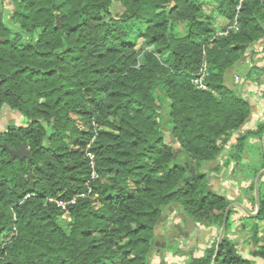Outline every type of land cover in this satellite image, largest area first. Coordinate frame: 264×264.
Instances as JSON below:
<instances>
[{
  "label": "trees",
  "instance_id": "trees-1",
  "mask_svg": "<svg viewBox=\"0 0 264 264\" xmlns=\"http://www.w3.org/2000/svg\"><path fill=\"white\" fill-rule=\"evenodd\" d=\"M211 1L220 30L206 0H0V110L25 119L0 133V264H153L157 229L179 207L222 226L231 200L207 172L172 164L173 145L197 167L227 166L248 136L262 139L264 121L238 133L249 105L227 75L264 37V2ZM113 2L118 17L107 15ZM202 65L205 89L194 82ZM234 135L236 153L220 160ZM23 140L30 159L11 152ZM258 194L264 222V173ZM216 245L187 264H212ZM214 264L253 260L224 236Z\"/></svg>",
  "mask_w": 264,
  "mask_h": 264
},
{
  "label": "rangeland",
  "instance_id": "rangeland-1",
  "mask_svg": "<svg viewBox=\"0 0 264 264\" xmlns=\"http://www.w3.org/2000/svg\"><path fill=\"white\" fill-rule=\"evenodd\" d=\"M212 7L213 2L210 0L207 1V4H204L203 10L209 15ZM123 11L124 8L120 3L113 2L107 15L118 17ZM213 19H216L213 24L220 30L225 24V20L221 17H214ZM175 31L180 35L183 30L181 26H176ZM252 59L253 65L251 64ZM263 65L264 37L251 44L243 58L228 70L227 86L238 92L249 105V119L238 132L241 135L246 133L247 130L255 131L258 125L264 121V74H260L258 69ZM157 103L159 104L158 114L161 117V127L168 130L170 126L166 115V105L160 102ZM24 121L25 119L19 112L4 106L0 110V133L10 126L24 124ZM235 138L236 135L232 136L230 141L225 144L220 160L227 158V153L235 150L233 146V148H228L230 144L233 143L234 145L236 143ZM65 143L71 147L70 140L66 139ZM261 143V136L250 135L244 141L242 146L244 149L238 162L234 160L226 166L223 161H214L202 163L199 167L196 166L197 161L191 155H188L178 145H173L174 157L172 164H183L189 174L195 171L198 174L203 171L207 172V185L209 188L231 200L229 204V206H232L230 209L232 214L229 217L231 225L228 230L225 227L223 237L227 236L240 254L253 260V264H264V259L252 257L255 251H264V222L254 219L256 215H248L244 208L253 214L256 211L252 197L255 187L253 190L251 186L255 184L257 175L263 170L260 169L263 161ZM233 153H236V151H233ZM221 227L217 225H199L189 218L180 207L168 211L156 232L154 243L157 249L152 263L187 264L191 257H205L207 249L217 242ZM205 237L208 238V242L204 240ZM5 238L1 236L0 240ZM120 242H125V239H121Z\"/></svg>",
  "mask_w": 264,
  "mask_h": 264
},
{
  "label": "water",
  "instance_id": "water-1",
  "mask_svg": "<svg viewBox=\"0 0 264 264\" xmlns=\"http://www.w3.org/2000/svg\"><path fill=\"white\" fill-rule=\"evenodd\" d=\"M59 25H60L59 17H56V27H59ZM262 142H263V147H264V134L262 136ZM11 152L14 155H16V156H18L20 158L26 157L27 159H30V150H29V148L26 147V142L24 140L18 145L17 149L11 150ZM263 173H264V169L257 175L256 180H255V184H254V187H255V192H254V194H255V207H256L255 213L254 214L250 213L249 211H247V209H245L243 207L248 215H257V212L259 210L258 181H259V179H260V177L262 176ZM231 207L232 206H229L226 209V211H225L224 221H223V225H222L221 230H220L219 238L217 240L216 252H215L214 258L212 260V264H214L215 261H216L218 250H219V246H220V244L222 242V239H223V234H224V231H225V227H226V223H227V220H228L229 211H230Z\"/></svg>",
  "mask_w": 264,
  "mask_h": 264
},
{
  "label": "built area",
  "instance_id": "built-area-1",
  "mask_svg": "<svg viewBox=\"0 0 264 264\" xmlns=\"http://www.w3.org/2000/svg\"><path fill=\"white\" fill-rule=\"evenodd\" d=\"M262 2H264V0H261ZM226 32H224V34H225ZM207 71H206V65H202V69H200V71H199V73H198V75H197V77H196V79H195V84H197L198 85V87L199 88H202V89H205L206 88V85H205V83L203 82V80H204V78L207 76ZM87 155L91 158V159H93V155L92 154H90V153H87ZM97 175H96V173L93 171L92 172V177H96Z\"/></svg>",
  "mask_w": 264,
  "mask_h": 264
},
{
  "label": "crops",
  "instance_id": "crops-1",
  "mask_svg": "<svg viewBox=\"0 0 264 264\" xmlns=\"http://www.w3.org/2000/svg\"><path fill=\"white\" fill-rule=\"evenodd\" d=\"M207 1H210V0H206V3L205 4H207ZM213 8V7H212ZM208 15V14H207ZM209 15L212 17V19L215 17V18H217L218 16L215 14V12L213 11V9H211V12L209 13ZM208 15V16H209ZM214 20H216V19H213V21ZM179 25V27L181 26V24H178ZM182 27V26H181ZM175 210V209H174ZM204 240L206 241V242H208V238H204Z\"/></svg>",
  "mask_w": 264,
  "mask_h": 264
}]
</instances>
